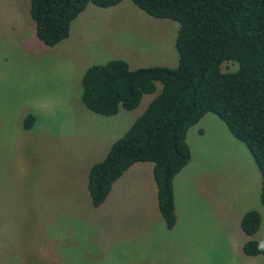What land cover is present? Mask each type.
Instances as JSON below:
<instances>
[{"label":"rangeland","instance_id":"1","mask_svg":"<svg viewBox=\"0 0 264 264\" xmlns=\"http://www.w3.org/2000/svg\"><path fill=\"white\" fill-rule=\"evenodd\" d=\"M29 2L0 0V264H264V256L242 251L246 240L264 242L260 172L213 113L205 116L214 121L198 123L202 134L188 130L191 160L173 181L171 229L150 211L136 174L98 207L91 204L87 175L105 156L103 142L121 136L161 85L135 109L104 116L81 101V76L111 59L131 69L175 67L178 22L131 0L109 8L90 3L69 36L47 46L36 36ZM28 114L35 119L24 129ZM248 210L261 216L252 237L240 227Z\"/></svg>","mask_w":264,"mask_h":264},{"label":"trees","instance_id":"2","mask_svg":"<svg viewBox=\"0 0 264 264\" xmlns=\"http://www.w3.org/2000/svg\"><path fill=\"white\" fill-rule=\"evenodd\" d=\"M122 0H30L29 15L37 38L54 46L69 36L72 21L91 3L107 8ZM157 18L178 22V63L131 69L122 59L87 67L81 76V101L90 111L112 116L135 109L143 95L160 91L105 156L88 171L93 207L101 205L114 182L136 162L153 163L157 203L165 226L176 223L173 178L191 159L187 132L205 114L217 115L250 151L260 172L264 206V0H131ZM227 62L235 70H223ZM35 117L28 114L23 128ZM260 213L246 211L243 232L252 237ZM249 256H264V242L242 245Z\"/></svg>","mask_w":264,"mask_h":264},{"label":"crops","instance_id":"3","mask_svg":"<svg viewBox=\"0 0 264 264\" xmlns=\"http://www.w3.org/2000/svg\"><path fill=\"white\" fill-rule=\"evenodd\" d=\"M112 7V6H111ZM109 8V7H107ZM116 115V114H115ZM208 116V115H206ZM205 115L198 121L193 127L191 128H198V134H202L203 127L202 125H199L198 123L204 122V120H208V124L212 121H214L211 117H206ZM133 123V122H132ZM131 125V124H130ZM195 126V127H194ZM128 129V128H127ZM188 133V132H187ZM120 137V136H119ZM108 138L109 141H108ZM117 138H111L106 137L105 141L103 142V150L106 152L108 151L109 147L111 146L112 142L116 140ZM106 154V153H105ZM102 159V158H101ZM100 159V160H101ZM191 160V159H190ZM99 161V160H98ZM187 166V165H186ZM90 168V167H89ZM185 168V167H184ZM153 163L151 162H136L132 164L125 172L114 182L109 194H112L114 192H120V183L127 174L133 175L136 174L138 178L142 181V184L140 185V188L142 187L141 194L146 197L148 196L150 198V202L153 205V209L150 210L152 212H155L158 216H161L159 209H158V203H157V186L156 182L153 177ZM182 170V169H181ZM183 172V171H181ZM180 171L175 175L173 178V181H176L177 176L181 173ZM88 176V175H87ZM174 186V185H173ZM174 190V189H173ZM108 194V195H109ZM107 195V196H108ZM156 197V201H155ZM107 198V197H106ZM175 190H174V200H175ZM106 200V199H105ZM175 202V201H174ZM159 212V213H158ZM157 216V217H158ZM162 217V216H161Z\"/></svg>","mask_w":264,"mask_h":264}]
</instances>
